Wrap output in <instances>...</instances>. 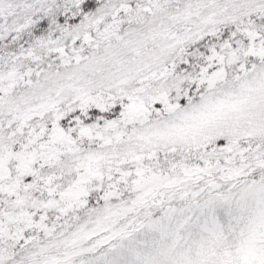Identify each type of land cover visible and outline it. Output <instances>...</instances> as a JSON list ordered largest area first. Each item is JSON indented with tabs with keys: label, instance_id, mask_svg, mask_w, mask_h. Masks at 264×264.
<instances>
[{
	"label": "snow or ice",
	"instance_id": "6c2138e0",
	"mask_svg": "<svg viewBox=\"0 0 264 264\" xmlns=\"http://www.w3.org/2000/svg\"><path fill=\"white\" fill-rule=\"evenodd\" d=\"M0 264H264V0H0Z\"/></svg>",
	"mask_w": 264,
	"mask_h": 264
}]
</instances>
